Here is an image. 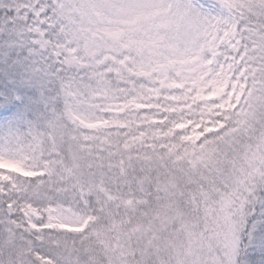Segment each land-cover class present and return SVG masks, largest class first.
<instances>
[{"label": "snow or ice", "instance_id": "snow-or-ice-1", "mask_svg": "<svg viewBox=\"0 0 264 264\" xmlns=\"http://www.w3.org/2000/svg\"><path fill=\"white\" fill-rule=\"evenodd\" d=\"M0 264H264V0H0Z\"/></svg>", "mask_w": 264, "mask_h": 264}]
</instances>
